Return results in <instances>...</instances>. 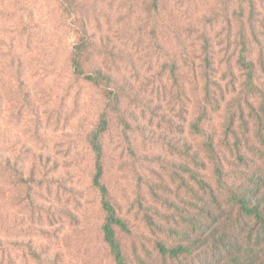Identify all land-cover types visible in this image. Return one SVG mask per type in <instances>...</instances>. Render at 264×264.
<instances>
[{
	"label": "rangeland",
	"instance_id": "374dc122",
	"mask_svg": "<svg viewBox=\"0 0 264 264\" xmlns=\"http://www.w3.org/2000/svg\"><path fill=\"white\" fill-rule=\"evenodd\" d=\"M3 4L0 264H114L90 147L104 119L103 184L126 226L116 228L126 264L210 261L173 263L157 245H190V216L229 209L232 175L219 182L206 146L238 119L237 101L247 116L264 108V0H78L71 16L58 0ZM85 40L87 74L101 68L110 82L74 74ZM242 54L259 89L240 101ZM255 114L248 127L264 128ZM226 233L210 225L199 240L212 250Z\"/></svg>",
	"mask_w": 264,
	"mask_h": 264
},
{
	"label": "trees",
	"instance_id": "16d2710c",
	"mask_svg": "<svg viewBox=\"0 0 264 264\" xmlns=\"http://www.w3.org/2000/svg\"><path fill=\"white\" fill-rule=\"evenodd\" d=\"M78 0H58L61 10L65 15L74 14ZM4 0L0 2V9H3ZM88 43L86 40L75 47L72 57L74 74L83 77L96 85L110 82V76L104 73L101 68H96L87 74L85 70L84 57ZM203 79L208 82V72L215 71L210 59L206 58ZM239 68L244 72L243 90L240 95H254L258 91L255 85V66L247 61L245 55L239 59ZM216 81V77H212ZM245 103L249 105V99ZM238 119L231 114L228 117L230 128L223 135L219 143H210L206 146V152L210 156L215 176L221 182L224 178L232 175V184L229 189L227 206L229 209H201L200 214L190 216L186 224V235L192 239L190 245H179L167 249L163 245H157L159 253L168 261L179 263L190 260L200 261L202 252H210V261L204 264H264V128L257 123L254 130L249 126L248 118L257 117L254 111L264 112V108H254L250 104V113L247 116L246 109L242 102L237 101ZM239 122L236 125V120ZM258 122V119H256ZM108 123L104 119L100 128L93 133L90 147L95 155L96 173L93 179V186L101 198L102 212L105 216V223L102 227L104 243L107 245L114 264H126L124 253L117 239L116 228L126 231L124 222L117 216L116 209L109 199V191L103 184L104 179V152L101 144L102 136L107 130ZM200 131V127H198ZM227 164V165H226ZM3 163H0V167ZM230 171L231 173H227ZM210 205L219 206L217 199H210ZM206 205V204H205ZM213 225L225 230L226 237L230 243L227 245H215L214 249L204 250V244L199 240L202 233L207 231L208 226ZM204 247V248H203ZM3 244L0 240V250ZM197 264H201L197 263ZM203 264V263H202Z\"/></svg>",
	"mask_w": 264,
	"mask_h": 264
}]
</instances>
